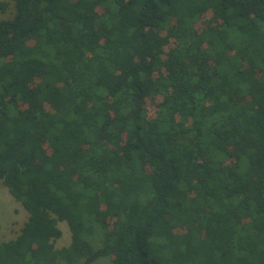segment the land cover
<instances>
[{
  "label": "trees",
  "instance_id": "obj_1",
  "mask_svg": "<svg viewBox=\"0 0 264 264\" xmlns=\"http://www.w3.org/2000/svg\"><path fill=\"white\" fill-rule=\"evenodd\" d=\"M13 2L0 264H264V0Z\"/></svg>",
  "mask_w": 264,
  "mask_h": 264
},
{
  "label": "rangeland",
  "instance_id": "obj_2",
  "mask_svg": "<svg viewBox=\"0 0 264 264\" xmlns=\"http://www.w3.org/2000/svg\"><path fill=\"white\" fill-rule=\"evenodd\" d=\"M5 1L9 4L5 13L0 12V19H10L14 14V2L13 0H0ZM207 19L204 18L203 22ZM202 29L203 23L199 25ZM162 101V98H152L147 103L148 109L150 108V115L153 116L157 112V105ZM28 218L27 212L24 208L17 203L10 195L8 190L0 184V243L15 239L20 233L21 228ZM59 228L62 231L60 239L56 240L55 246L57 249L66 247L71 242V234L68 225L65 222H59ZM102 238L97 239V244H100ZM98 264H110L106 258L100 259Z\"/></svg>",
  "mask_w": 264,
  "mask_h": 264
}]
</instances>
